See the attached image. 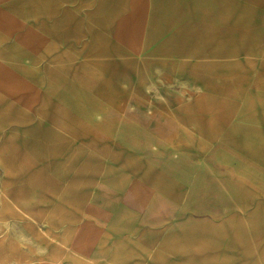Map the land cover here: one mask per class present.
<instances>
[{
	"label": "rangeland",
	"instance_id": "1",
	"mask_svg": "<svg viewBox=\"0 0 264 264\" xmlns=\"http://www.w3.org/2000/svg\"><path fill=\"white\" fill-rule=\"evenodd\" d=\"M166 2L0 0V264H264L257 59Z\"/></svg>",
	"mask_w": 264,
	"mask_h": 264
},
{
	"label": "crops",
	"instance_id": "2",
	"mask_svg": "<svg viewBox=\"0 0 264 264\" xmlns=\"http://www.w3.org/2000/svg\"><path fill=\"white\" fill-rule=\"evenodd\" d=\"M166 4H205L209 9V11L189 13L211 19L181 23L179 33L183 34V37H179V40L210 42L205 49L219 51L205 52L204 55L257 59V65H251L252 68L243 67L244 70H248L249 75L239 82H242L244 88L252 90L251 104L252 108L256 109L257 106L259 110L257 113L262 121L259 124L262 133L255 137L257 143L252 145L254 147L252 151L256 155L253 156L251 165L247 166L251 170L241 173L239 183L252 185L251 215L264 217V0H170V3L166 2ZM207 4H214L212 6L215 11L213 12L212 6ZM218 4H232V6L222 8ZM213 15L225 16L226 19L213 20ZM245 141L247 142L248 139Z\"/></svg>",
	"mask_w": 264,
	"mask_h": 264
}]
</instances>
